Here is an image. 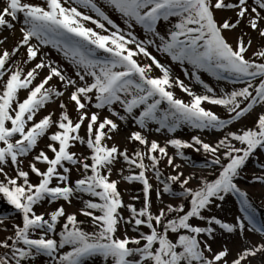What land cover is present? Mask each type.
Segmentation results:
<instances>
[{"label":"snow or ice","instance_id":"6c2138e0","mask_svg":"<svg viewBox=\"0 0 264 264\" xmlns=\"http://www.w3.org/2000/svg\"><path fill=\"white\" fill-rule=\"evenodd\" d=\"M203 72L239 86L217 93ZM183 126L197 133L175 135ZM165 130L163 143L152 138ZM258 151L264 0H0V264H264V222L240 186L253 158L249 179L264 186ZM121 182L141 185L139 206ZM233 196L229 220L220 213ZM233 235L244 238L235 250L221 239Z\"/></svg>","mask_w":264,"mask_h":264},{"label":"rangeland","instance_id":"374dc122","mask_svg":"<svg viewBox=\"0 0 264 264\" xmlns=\"http://www.w3.org/2000/svg\"><path fill=\"white\" fill-rule=\"evenodd\" d=\"M33 2H39V0H33ZM98 3H100L103 6V0H97ZM83 11H88L87 9H82ZM107 11H109V14L111 15V17L121 25V27H125L123 24L122 19L120 18L118 13H114L112 12L110 9H106ZM93 16H95L94 13H89ZM219 18V15H218ZM89 26H93L89 23ZM94 27V26H93ZM136 32L137 35L140 36L141 38H143V32L142 30L137 26L136 28ZM17 38L19 36V33L17 32L16 34ZM255 49V45L253 46V50ZM43 51H47L50 52L51 56L54 59H60L59 54L56 53L55 50L51 49V47L49 46L48 48L43 49ZM150 51L153 53V55H156L158 59L161 60V62L165 63V64H169L172 68V72L174 76H178L180 77V79L184 80V82L186 84H189L190 86L193 87V90L197 91V92H202L203 88L202 86L194 83V81L190 80L188 76H185L183 74V68L177 63V62H172L170 60V58H166L165 56L161 55L160 53H158L154 47L150 48ZM249 55H251V51L249 52ZM142 63H147L148 61L145 60L144 58H140ZM190 67V66H188ZM69 71H71V69H69ZM152 75H159V70L158 69H153ZM202 75V79L205 80L206 83H208L210 86H212L217 93H219L221 90L223 91H229L231 90L232 87H238L239 85H233L231 80L229 79H221V80H217L214 76H212L210 73L207 72H203L201 73ZM176 92V95L180 98L185 99L186 101L189 99L187 97V95L185 93H183L178 87L173 89ZM24 96V93H21V97ZM207 108H212V110L218 112V114H220L221 116L224 115V110L222 108H220L219 106H213V105H209L207 103H205L204 105ZM71 107V106H70ZM56 105L53 104L50 106V109H55ZM245 123H251V118H249L247 121H244ZM129 127H136L134 125H129ZM197 130L192 129L189 126H183L180 129L177 130V133H175V135L183 138V139H189L191 135L196 134ZM203 138L205 140H212L215 138L216 133L209 131L200 133ZM166 135H172V134H167L166 130L162 131L161 133H156L155 131H153L152 133V138H156L158 140H160L162 143L165 140ZM131 148V146H129ZM172 150L170 149V152ZM189 154L193 155L194 159L196 160V164L198 167H203L204 166V159L201 156H197L196 154H193L190 152L189 150ZM257 157H259L261 160H264V155H261V153L258 151L257 152ZM179 162V161H178ZM258 168L259 165L256 162V158H253L249 164L248 167L245 171V173L243 174V177L240 181V186L242 187L243 190H246L249 195H250V200L251 203L255 209V217L256 220L259 222H264V186H262L261 184H259L258 182H253L251 179H249V177H251L254 173L255 174H259L258 173ZM113 178H116L115 176ZM153 183L155 184L156 181L153 180ZM120 191L122 192L124 201L126 203H134L137 206L140 205V201L139 200H132L131 197L132 196H142V192H141V185L139 183H125V182H121V184L119 185ZM156 203L158 204L159 201H156ZM6 205L3 202H0V205ZM52 207H55V205H53ZM79 207V204H75V206L73 207H69L66 205V208L69 212H73L76 211L77 208ZM225 207V211L221 212L220 215L221 216H227V218L229 220H231L232 216L234 214H239L238 209H239V201L237 200L236 197H231V199L227 202V204L224 206ZM2 207H0V216L2 215H8L9 212L6 209H1ZM9 208V207H8ZM48 209L51 210L49 208V206L47 204H45L44 208H38L37 211H43ZM18 219V217H17ZM78 219L81 220H87V218L83 217V216H78ZM13 221L12 220H7L5 221V223L11 224ZM85 227L87 228L88 225L86 224ZM131 234V233H130ZM3 233L0 232V236H2ZM223 241L227 242L228 245L233 248V250L237 249L240 247L241 243H243V236L237 237V236H225L221 238ZM250 240H252L253 242L255 241H259L260 240V236L258 234H254L252 236H250ZM215 247V246H214ZM44 264H47V260H44ZM86 264H106V262L103 260L102 257L100 256H94V257H90L87 258L86 260ZM256 264H262V261L259 257H257V261Z\"/></svg>","mask_w":264,"mask_h":264},{"label":"trees","instance_id":"16d2710c","mask_svg":"<svg viewBox=\"0 0 264 264\" xmlns=\"http://www.w3.org/2000/svg\"><path fill=\"white\" fill-rule=\"evenodd\" d=\"M0 207H2L1 209H6L9 212V208H8L9 206L1 204Z\"/></svg>","mask_w":264,"mask_h":264}]
</instances>
